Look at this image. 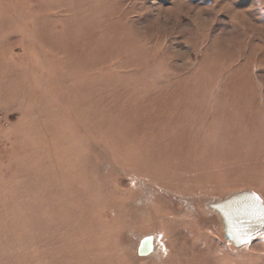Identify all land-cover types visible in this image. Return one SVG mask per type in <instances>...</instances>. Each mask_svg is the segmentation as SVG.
I'll use <instances>...</instances> for the list:
<instances>
[{"label": "rangeland", "instance_id": "rangeland-1", "mask_svg": "<svg viewBox=\"0 0 264 264\" xmlns=\"http://www.w3.org/2000/svg\"><path fill=\"white\" fill-rule=\"evenodd\" d=\"M243 192L264 0H0V264H264L215 208Z\"/></svg>", "mask_w": 264, "mask_h": 264}, {"label": "water", "instance_id": "water-1", "mask_svg": "<svg viewBox=\"0 0 264 264\" xmlns=\"http://www.w3.org/2000/svg\"><path fill=\"white\" fill-rule=\"evenodd\" d=\"M243 201H250L251 206H253L255 212V215L253 216L252 224L246 229V231L243 233L241 238H238L235 236L234 232L231 230L229 218L225 212L228 208L236 207V203H242ZM217 210H219L224 218L225 223V234L227 236V239L230 242H233L235 246L239 247L242 246L246 241L252 239L253 237L257 236L259 233H261L264 230V205L252 194L249 193H239L236 195H233L226 201L219 203L215 206ZM257 220V221H256ZM140 247V254L142 256H146L150 254L152 250V237H147L144 239Z\"/></svg>", "mask_w": 264, "mask_h": 264}, {"label": "bare ground", "instance_id": "bare-ground-1", "mask_svg": "<svg viewBox=\"0 0 264 264\" xmlns=\"http://www.w3.org/2000/svg\"><path fill=\"white\" fill-rule=\"evenodd\" d=\"M222 133H224V132L222 131ZM234 155H236V153ZM236 205H237L236 207L226 209L225 212L229 218L231 230L234 232L235 236L238 239V238L242 237V235L246 231V229L252 224L253 216L255 215V213H253V211L255 212V210H254L253 206H251L250 201H243L242 203H239V204L236 203ZM236 210H238V211H236ZM233 211H236L238 213L235 212L236 215H234V214H232ZM152 240L153 241H152L151 252H154L157 249V247H156L155 240L154 239H152ZM144 242H143V246L146 245V244H144Z\"/></svg>", "mask_w": 264, "mask_h": 264}]
</instances>
